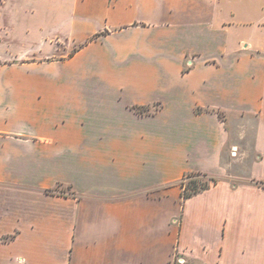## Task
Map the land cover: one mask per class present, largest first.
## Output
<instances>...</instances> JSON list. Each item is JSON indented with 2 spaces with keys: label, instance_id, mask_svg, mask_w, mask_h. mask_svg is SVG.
Segmentation results:
<instances>
[{
  "label": "crops",
  "instance_id": "0c3cea01",
  "mask_svg": "<svg viewBox=\"0 0 264 264\" xmlns=\"http://www.w3.org/2000/svg\"><path fill=\"white\" fill-rule=\"evenodd\" d=\"M2 40L69 58L0 79V264H264V0H0Z\"/></svg>",
  "mask_w": 264,
  "mask_h": 264
},
{
  "label": "rangeland",
  "instance_id": "374dc122",
  "mask_svg": "<svg viewBox=\"0 0 264 264\" xmlns=\"http://www.w3.org/2000/svg\"><path fill=\"white\" fill-rule=\"evenodd\" d=\"M259 37L258 33H256V39ZM250 42L254 43L255 40H249ZM16 42H8V41H0V55H3V57H6L7 51L13 50ZM57 43L62 44L64 43L61 40L55 41L53 40L52 42L50 41H34V40H27L24 44L26 46V54H19L18 57H15L13 55L8 56L7 58L0 60V64H5L9 65V68H6L7 70H1L0 69V79H3L2 75L9 74L11 77V80H20L23 77H25L27 80H50L52 75H56L58 69L60 70L61 67L57 68L55 66V63L57 61H64L66 60L67 56L61 57V56H51L50 53L45 52L43 49L38 50V47L43 46V47H49V46H56ZM246 44V43H245ZM77 49V48H76ZM7 50V51H6ZM75 52H69V55L73 54ZM60 66V65H59ZM6 76V75H5ZM133 109H135L137 112H144L147 110V108H144L142 106H133ZM240 123V122H239ZM245 123L248 124L250 127L252 134L256 129V120L252 116L249 118ZM250 139L247 140L246 143L247 145L244 147V149L248 150V153L243 159H240V161H236V163L233 164H228V159L226 158V155L224 157V162L227 163L228 165V175L226 176L227 178L232 179L233 181H242L246 180L247 178L250 177L249 174V165L252 162L253 159H256L257 156H259V153L255 152L253 147H252V141ZM237 152L238 151H234ZM194 178L199 179L201 181H206L209 179L208 177H203V176H198L196 175ZM219 181L220 177H214ZM191 180L188 179L186 181V184ZM182 180L179 182L181 185ZM183 192V188H182ZM179 255H177L176 259L178 258ZM174 264H180L177 260H173ZM185 264H191L186 260ZM196 264V263H193ZM198 264V263H197ZM219 264H228V260L222 261L220 260ZM236 264H244L243 261H238Z\"/></svg>",
  "mask_w": 264,
  "mask_h": 264
},
{
  "label": "trees",
  "instance_id": "16d2710c",
  "mask_svg": "<svg viewBox=\"0 0 264 264\" xmlns=\"http://www.w3.org/2000/svg\"><path fill=\"white\" fill-rule=\"evenodd\" d=\"M196 175L208 177L209 179L206 181H201L199 179L194 178ZM191 180L186 184L188 179ZM218 182L213 176L208 175L207 173H203L201 171H193L185 174L184 178L182 179L181 187L183 188L182 198L185 200L198 194L208 188H210L213 184Z\"/></svg>",
  "mask_w": 264,
  "mask_h": 264
},
{
  "label": "built area",
  "instance_id": "2783aa9c",
  "mask_svg": "<svg viewBox=\"0 0 264 264\" xmlns=\"http://www.w3.org/2000/svg\"><path fill=\"white\" fill-rule=\"evenodd\" d=\"M180 264H185L186 263V258L182 256H178L176 259Z\"/></svg>",
  "mask_w": 264,
  "mask_h": 264
}]
</instances>
